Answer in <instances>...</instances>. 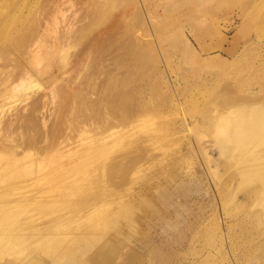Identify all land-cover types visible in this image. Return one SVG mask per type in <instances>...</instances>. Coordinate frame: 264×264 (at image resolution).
Masks as SVG:
<instances>
[{
  "label": "rangeland",
  "instance_id": "obj_1",
  "mask_svg": "<svg viewBox=\"0 0 264 264\" xmlns=\"http://www.w3.org/2000/svg\"><path fill=\"white\" fill-rule=\"evenodd\" d=\"M56 3L55 11L63 7L70 20L51 15ZM100 3L124 16L125 38L136 37V104L144 107L140 119L148 116L137 123L139 139L107 159V165L121 162L120 171L101 173L106 182L97 180L100 192L84 186L90 198L76 195L94 197L97 204L101 191L112 198L100 194L106 203L128 194L134 207L130 221L112 227L91 251L56 264H264V184L260 191L254 182L238 189L240 175L224 153L228 137L245 133L248 121L239 117L264 105V0H0V68L7 44L24 52L20 37L28 29L54 44L53 27L60 34L76 29L85 21L73 15ZM3 103L0 95V112ZM22 107L28 105L18 102L3 111ZM141 173L145 179L137 181ZM6 181L0 175V186ZM86 199L80 205H94ZM76 202L62 218L88 209ZM5 264L15 262L7 258ZM28 264L49 263L32 257Z\"/></svg>",
  "mask_w": 264,
  "mask_h": 264
},
{
  "label": "bare ground",
  "instance_id": "obj_2",
  "mask_svg": "<svg viewBox=\"0 0 264 264\" xmlns=\"http://www.w3.org/2000/svg\"><path fill=\"white\" fill-rule=\"evenodd\" d=\"M65 1L71 5V0ZM59 5L50 9L51 15L56 12L55 16L70 20L63 7L55 11ZM73 20L85 22L62 34L57 31L59 26L53 27L49 32L56 42L50 45L43 43L35 28L28 29L20 37L24 52L7 44L8 58L1 64L0 175L7 181L0 186V264L7 258L15 264H28L32 257L38 263L56 264L67 256L91 251L95 242L116 229L112 227L130 221L134 207L130 195L106 203L100 194L106 192L108 198L109 192L101 191L94 204V197L91 202L83 191L84 186H97V180L105 185L101 173L108 168L120 171L121 162L107 165V159L121 153L134 138L139 139V133L135 136L137 123H146L148 114L142 117L144 121L140 119L144 107L136 104L138 85L133 79L136 37L125 38L128 23L106 3L75 13ZM56 71L59 77L54 75ZM18 102L28 107L8 115L3 111ZM253 111L239 117L245 125L248 121L242 129L245 133L237 134L236 139L228 137L224 153L240 175L238 189L240 184L254 182L261 185L260 191L264 184V105ZM234 119L237 116L225 120ZM140 128L137 126L138 131ZM97 171L101 179L93 176ZM136 179L144 180V174ZM77 191L86 197L77 196ZM78 198L94 205L88 208L86 203V211L78 207L81 215L82 211L74 214L71 210L74 219L62 218ZM80 203L77 205L84 208ZM43 227L45 234L40 232ZM46 236L50 238L43 240ZM28 250L32 256L27 252L21 260Z\"/></svg>",
  "mask_w": 264,
  "mask_h": 264
}]
</instances>
